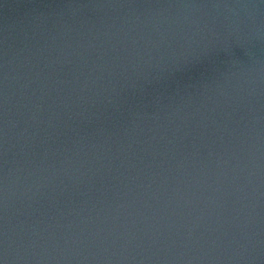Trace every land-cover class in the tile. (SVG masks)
Here are the masks:
<instances>
[{"label": "water", "instance_id": "95a60500", "mask_svg": "<svg viewBox=\"0 0 264 264\" xmlns=\"http://www.w3.org/2000/svg\"><path fill=\"white\" fill-rule=\"evenodd\" d=\"M0 264H264V0H0Z\"/></svg>", "mask_w": 264, "mask_h": 264}]
</instances>
